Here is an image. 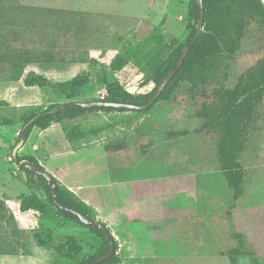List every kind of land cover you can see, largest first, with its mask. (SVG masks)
Returning a JSON list of instances; mask_svg holds the SVG:
<instances>
[{"label":"rangeland","instance_id":"rangeland-1","mask_svg":"<svg viewBox=\"0 0 264 264\" xmlns=\"http://www.w3.org/2000/svg\"><path fill=\"white\" fill-rule=\"evenodd\" d=\"M22 1L82 11L87 24L81 34L62 40L67 61L27 66L25 74L48 78L44 87L10 81L9 69L0 67V166L4 165L0 198L8 207L0 220V249L30 254L1 256L0 264H77L94 255L102 239L59 216L36 182L27 185V174L12 158L22 118L56 104L99 99L114 82L136 95L149 92L147 63L153 52L146 39L162 22L160 32L168 44L173 38L185 41L190 0ZM128 43L140 62L112 70L111 61ZM263 55L264 30L250 19L239 48L216 81L197 89L183 81L170 100L158 102L148 113L92 111L53 122L44 130L34 128L19 155H34L93 207L95 217L116 238L119 264H231L228 252L237 244L232 231L244 234L257 264H264V101L258 128L241 158L246 191L233 210L232 191L216 160L217 139L213 133L198 131L203 118L197 115L203 91L209 93L220 84L233 86ZM83 57L87 60L82 61ZM77 74H86L89 82L75 98L54 87ZM4 117L14 122L7 124ZM75 126L85 135L71 140L65 130ZM120 144L123 148L116 149ZM31 193L47 203L44 214L18 210L19 195ZM70 235L83 249L65 256ZM59 245L64 247L57 250ZM238 262L252 264L253 256H239Z\"/></svg>","mask_w":264,"mask_h":264},{"label":"trees","instance_id":"trees-1","mask_svg":"<svg viewBox=\"0 0 264 264\" xmlns=\"http://www.w3.org/2000/svg\"><path fill=\"white\" fill-rule=\"evenodd\" d=\"M204 26L198 38L194 41L197 24L201 17L199 0H190L188 4V28L189 34L185 41L180 42L173 38L168 44L166 37L161 34L157 25L151 35L146 39V46L153 52L147 63V83L152 89L145 94H133L118 82L106 86V93L99 99L111 102H124L135 105L147 103L156 92L164 77L175 69L185 50L189 52L181 67L176 71L166 88L155 104L160 101L170 100L176 93L181 82L186 81L191 89H197L210 81H216L222 67L227 60L232 58L239 48L245 30L250 19L258 22L264 30V6L261 0H202ZM87 24L82 11L53 6H42L24 3L22 0H0V67L9 69L10 81L22 80L26 86L44 87L49 80L43 74L29 72L25 74L27 66L31 63L51 64L67 61L64 55L62 40L67 36L81 34ZM86 61L87 58H81ZM140 55L135 51L132 43L123 47L111 61L110 67L114 71H120L129 64L139 63ZM0 74V79H1ZM89 82L86 74H77L69 80L56 82L54 87L66 97L73 99L83 86ZM204 100L201 103L197 115L203 118L198 131L213 133L217 139L215 155L218 166L232 191L233 210L237 201L245 194L246 169L241 162L242 155L247 147L250 136L258 128L259 108L264 101V55L254 65L243 71L233 86L220 84L211 92H204ZM75 103L70 108L69 105ZM155 104L148 109L133 110L114 107H81L78 101L63 103L65 108L56 113H49L55 105L22 118L23 126L19 132L16 144L20 139L25 141L31 135L34 128L47 129L53 122L73 120L88 112L107 111L135 113H148ZM58 105V104H56ZM5 123L14 121L4 117ZM67 138L79 139L85 134L79 127L67 128ZM15 144V145H16ZM14 145V146H15ZM14 148V147H13ZM120 150L123 145L115 146ZM108 149H110L108 147ZM13 158V155H12ZM13 161L20 170L24 171L28 178L27 185L36 182L44 191L48 201L57 210L59 216L74 221L88 228L102 239L99 250L87 259L77 264H119L120 257L117 254L118 243L116 241L115 254L103 261L98 258L105 254L110 244L105 233L97 226L88 227L82 223L79 217L69 211H63L57 207L60 203L76 210L84 215L96 218L93 207L82 200L75 191L58 181V189L54 191L48 180L25 167V164L35 165L42 171H47L34 155L18 156ZM21 211H35L44 214L47 203L35 193L21 194L18 197ZM8 207L0 198V220L5 219V211ZM231 215V211H228ZM42 225V224H41ZM40 225V226H41ZM232 236L237 244L230 248L228 254L231 264H239V256H253V263L257 264L253 251L248 247L243 233L232 231ZM44 245V243H40ZM64 246H57L61 250ZM83 247L77 242L74 235L67 239L65 256L79 254ZM2 254H18L17 249H0Z\"/></svg>","mask_w":264,"mask_h":264},{"label":"water","instance_id":"water-1","mask_svg":"<svg viewBox=\"0 0 264 264\" xmlns=\"http://www.w3.org/2000/svg\"><path fill=\"white\" fill-rule=\"evenodd\" d=\"M261 2L264 6V0H261ZM199 4H200V10H201V17H200V20L197 24V30H196V34L194 37V41L198 38V36H199L200 32L203 30V26H204L203 2H202V0H199ZM188 52H189V47H186L185 50L183 51L178 63H177L176 68L172 69L164 77L163 81L161 82V84L157 88L154 95L151 97V99L147 103H145L143 105H135V104L124 103V102H111V101H105V100L79 101L78 104L81 107H114V108L133 109V110L148 109L149 107L153 106L156 103V101L158 100V98L161 95V93L163 92V90L166 88V86L168 85L170 80L175 75L176 71L181 67V65H182L183 61L185 60ZM74 106H75V103H71L69 105L70 108H72ZM64 108H65V106L63 104H58V105H55L51 110H49V113H56L60 110H63ZM24 143H25V140L20 139V141L14 146L13 151H12L13 158L16 159L19 156V151L23 147ZM25 167L27 169L35 171L36 173L44 176L48 180L51 188H53L54 191H57V189H58V181L57 180L58 179L52 173H50L49 171H42L41 169L37 168L35 165H31L28 163L25 164ZM56 205L59 209H61L63 211H69V212L74 213L77 217L80 218V220L82 221V223L84 225H86L88 227L97 226L105 233L106 237L108 238L110 248L105 254H103L101 257L98 258L99 262L103 261V260H107L115 254V252H116V238L113 235V232L111 231L109 226L107 224H105V222H103L100 219L93 218V217H90L88 215H84V214H82L76 210H73L69 207H66L60 203H57Z\"/></svg>","mask_w":264,"mask_h":264},{"label":"crops","instance_id":"crops-1","mask_svg":"<svg viewBox=\"0 0 264 264\" xmlns=\"http://www.w3.org/2000/svg\"><path fill=\"white\" fill-rule=\"evenodd\" d=\"M2 167H4V165H2V166H0V171H1V168ZM1 192V191H0ZM19 204H20V202H18L17 203V208H18V210L20 209V206H19ZM13 211H14V214H15V216L17 215V209H13ZM28 212V211H27ZM17 218H18V216H16ZM29 256L30 254H24V253H18V254H2V253H0V257L1 256H6V257H8V258H10V257H16V258H24L25 256Z\"/></svg>","mask_w":264,"mask_h":264}]
</instances>
